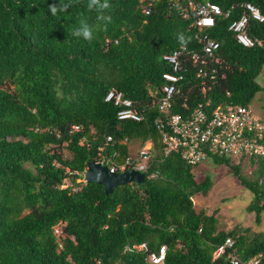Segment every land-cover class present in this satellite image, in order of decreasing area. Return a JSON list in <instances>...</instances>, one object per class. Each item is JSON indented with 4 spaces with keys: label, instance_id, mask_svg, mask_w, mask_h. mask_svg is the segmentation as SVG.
Here are the masks:
<instances>
[{
    "label": "trees",
    "instance_id": "1",
    "mask_svg": "<svg viewBox=\"0 0 264 264\" xmlns=\"http://www.w3.org/2000/svg\"><path fill=\"white\" fill-rule=\"evenodd\" d=\"M210 1L229 10L207 29L219 44L222 62L203 96L186 61L184 92L192 85L188 107L205 99L212 107L223 102L250 106L264 90L259 82L264 44L242 47L228 25L242 15L243 3L264 16V0ZM176 2L156 0L146 13L142 0H107L108 8L101 7L105 0H0V264H150L147 254L161 245L163 264H232L234 257L264 264V233L237 225L224 230L216 210L197 209L193 199L208 193L211 176L196 179L198 166L176 151L164 155L153 125L158 115L153 99L161 95L162 73L171 71L164 54L201 51L193 12L183 0L191 18L181 16L170 4ZM81 21L92 31L91 40L74 34ZM247 32L264 40V20L250 19ZM111 87L130 98L144 119H117L118 107L104 101ZM173 111L185 110L173 106ZM72 124L80 129L70 132ZM106 136L112 140L105 142ZM147 139L156 152L143 185H119L106 195L96 182H76L99 146L120 163L130 154L129 143ZM63 143L69 157L61 153ZM207 160L226 165L252 193L246 209L259 223L264 155L243 163L216 154ZM245 167H253L250 176ZM226 238L233 246L215 255ZM141 243L146 248L132 249Z\"/></svg>",
    "mask_w": 264,
    "mask_h": 264
},
{
    "label": "built area",
    "instance_id": "2",
    "mask_svg": "<svg viewBox=\"0 0 264 264\" xmlns=\"http://www.w3.org/2000/svg\"><path fill=\"white\" fill-rule=\"evenodd\" d=\"M153 1L155 0H146V7H144L146 13L149 12ZM170 1L179 2L170 4L185 18H191L188 9L193 12L191 25L195 28V37L201 44V51L186 53L184 49L180 48L165 54L164 59L170 62L176 71L182 67L180 56L185 54V59L188 58L195 65L197 76L206 77L209 74L206 83L209 82V79L214 83L217 77L216 65L221 64L222 60L216 52L219 44L208 35L207 29L214 26L218 16H228L229 10L224 12L218 4L209 0L203 2L186 0L188 9L182 6L181 1L183 2V0ZM241 6L243 7L242 15L230 23L228 30L231 31L236 42L243 47L262 46L263 43L259 38L248 34L247 26L250 19L261 22L264 20V16L251 3H243ZM223 77L224 74L221 75V78ZM162 78L164 84L161 87V95L154 99L158 115L154 118L153 125L159 133L165 155L170 151L179 152L181 158L190 165H198L214 154L228 156L242 162L255 156L264 155V123L249 107L227 102L212 107L210 100L205 99L189 113L174 112L171 107L174 104V97L182 93L179 83L182 75L165 72ZM210 84L201 87L203 96L211 88ZM105 100H112L115 105L121 107L116 115L119 120L139 121L144 118L143 113L133 107L132 101L125 98L121 91L111 88ZM110 139L111 137H107V140ZM150 149L151 143H144L138 151L137 160L133 162L128 157L120 167L112 166L111 171L126 167L146 171ZM232 246L233 240L226 238L224 244L219 246L215 253L216 255L220 254L225 247ZM144 248H146L145 243L132 246V249L137 250ZM165 253L166 248L161 245L157 251L148 253L146 260L150 264H163ZM231 263L257 264L258 261L253 258L247 262H241L234 257L231 259Z\"/></svg>",
    "mask_w": 264,
    "mask_h": 264
},
{
    "label": "rangeland",
    "instance_id": "3",
    "mask_svg": "<svg viewBox=\"0 0 264 264\" xmlns=\"http://www.w3.org/2000/svg\"><path fill=\"white\" fill-rule=\"evenodd\" d=\"M259 82L264 86V71ZM250 106L254 113L264 122V90L256 93L251 100ZM154 152L156 151L152 149L150 159L153 157ZM61 153L64 157L70 156L69 151L65 148V143H63ZM242 169L246 176H250L253 167ZM206 173L211 176L213 185L206 195H200L193 199L195 207L204 209L206 213L216 210L217 224L224 230H230L237 225L249 227L252 234L264 233V210L261 213L260 222L256 223L254 221V213L248 212L246 209L247 204L252 199V193L238 184L237 179L228 171L226 165H217L207 160L193 171L196 179L201 178ZM65 182L71 184V179L67 178ZM76 182H80V180L77 179ZM79 187L74 185V189Z\"/></svg>",
    "mask_w": 264,
    "mask_h": 264
},
{
    "label": "clouds",
    "instance_id": "4",
    "mask_svg": "<svg viewBox=\"0 0 264 264\" xmlns=\"http://www.w3.org/2000/svg\"><path fill=\"white\" fill-rule=\"evenodd\" d=\"M142 1H146V0H142ZM156 1V0H155ZM169 1V0H168ZM205 1V0H204ZM210 1V0H209ZM98 2V0H93V3H97ZM154 2V1H153ZM152 2V3H153ZM196 2H203V1H196ZM212 2V1H211ZM217 4V3H216ZM152 5V4H151ZM49 7H50V9H51V12H52V14L53 15H55L56 13H57V6L56 5H49ZM67 7H68V5H61V7H60V10L61 11H66L67 10ZM89 7V9H91V5H89L88 6ZM101 7L102 8H108L109 7V4L107 3V0H105V3L103 4V5H101ZM216 20H217V18H216ZM215 23H216V21H215ZM81 24H82V27L79 29V31H75L74 30V34L75 35H77V36H80V35H82L85 39H87V40H91L92 38H93V33H92V31L90 30V28H89V26L86 24V23H84L83 21H81ZM215 25V24H214ZM230 25V24H229ZM228 25V26H229ZM231 32V31H230ZM261 41H262V43L264 44V40L263 39H261V38H259ZM239 44V43H238ZM262 44V45H263ZM240 45V44H239ZM256 46V45H255ZM243 47V46H242ZM253 47V46H252ZM245 48H250V47H245ZM166 54H169V53H166ZM165 55V54H164ZM185 54H183V57H182V55L180 56L181 57V59H182V67L180 68V69H178V70H174L173 69V65L170 63V62H168L167 60V62L170 64V66H171V71H165V72H172V73H175L176 75H182V79H181V81L179 82L180 83V85H181V88H182V93L180 94V95H178V96H175L174 97V104H173V106H178L179 108H181V109H183V110H185L183 113L182 112H179V111H174V112H179V113H182V114H185L186 112L187 113H189L190 111H191V109H193L199 102H203L204 100H201V101H198L193 107H191V108H189L188 107V99H189V92H190V88H191V84L189 85V87L186 89V93L184 92V89H183V86L185 85L184 84V80H185V78H186V76H185V74H184V72L185 71H187V67H185V63H186V61L188 60V61H190V63L192 64V67H193V76L195 77V79H198L199 80V91H200V93L203 95V93H202V91H201V87H203V86H206V85H208V82L206 83V80L208 79V77H209V74H208V76H206V77H202V76H197V74H196V67H195V65L191 62V60H189L188 58H186L185 59V56H184ZM165 60V59H164ZM165 72H163V73H165ZM163 73H162V75H163ZM162 75H161V79H162V84H161V87H162V85L164 84V80H163V78H162ZM205 81V82H204ZM210 83H212L211 82V79H209V84ZM211 85V84H210ZM187 86V85H186ZM111 88H114V89H116L115 87H111ZM110 88V89H111ZM109 89V90H110ZM161 89V88H160ZM108 90V91H109ZM116 90H118V89H116ZM118 91H120V90H118ZM122 92V91H121ZM108 93V92H107ZM107 93H106V95H107ZM122 94H123V96H124V93L122 92ZM106 95H105V97H106ZM105 97H104V101H106V102H111V103H113V105H115L114 104V102L112 101V100H105ZM125 98H128V97H126V96H124ZM181 98V100L180 101H177L176 100V98ZM128 99H130V98H128ZM131 100V99H130ZM132 101V100H131ZM184 103H185V106H184ZM227 103H232V102H227ZM234 104H239V103H234ZM153 105L154 106H156L155 104H154V99H153ZM242 105V104H241ZM115 106H117V105H115ZM173 106L171 107V110L173 111ZM118 107V110L121 108V107H119V106H117ZM157 107V106H156ZM247 107H249L251 110H252V108H251V106H247ZM137 108V107H136ZM138 109V108H137ZM117 110V111H118ZM140 112H142L140 109H138ZM253 111V110H252ZM254 112V111H253ZM143 113V112H142ZM116 115H117V112H116ZM143 116L145 117V115H144V113H143ZM117 117V116H116ZM118 119V118H117ZM144 119V118H143ZM142 119V120H143ZM132 120V119H131ZM133 121H136V120H133ZM139 121H141V120H139ZM138 122V121H137ZM263 122V121H262ZM264 123V122H263ZM80 129V126L79 125H77V124H72L71 125V129H70V132H75V131H78ZM107 137H111V136H106V139H105V142H109V141H111L112 140V137H111V139L110 140H107ZM151 143V149H150V157H151V152H152V149H153V142H152V140H150V139H147V140H145L143 143H140L139 141H135V143L133 144H130L129 143V151H130V154H128L125 158H124V160L122 161V162H120V163H115L113 160H112V157H108V156H106L104 153H103V146H99L98 147V152H97V154H96V156L92 159L93 161H97V162H100L101 164H103V165H106V166H108V168L110 169V171H111V167L112 166H117V167H120L121 165H123L124 164V162H125V160L128 158V157H130L131 158V161H135V160H137L136 158H137V154H138V151L140 150V148L144 145V143ZM80 143L81 144H83V140H81L80 141ZM133 145H135L136 147H137V149H136V151H135V153L134 154H132L131 153V149H132V146ZM135 147V148H136ZM162 151H163V147H162ZM163 154H164V152H163ZM165 155V154H164ZM150 157H149V159H148V162H147V168H148V163H149V161H150ZM104 160L103 162H101L100 160ZM235 160V159H234ZM205 162V161H204ZM240 162H242V161H240ZM245 162V161H244ZM203 163V162H202ZM243 163V162H242ZM87 165V164H86ZM190 165V164H189ZM192 167H194V166H199V164L198 165H191ZM85 169H86V167L84 168V170L82 171V178H79V180H80V182L79 183H85L86 181H85V178H84V171H85ZM128 169H134V170H138V169H135V168H133V167H126V168H124V169H117V170H115V171H112V172H116V173H118V172H123V171H125V170H128ZM138 171H140V170H138ZM140 172H143L144 174H145V178H146V176H147V169H146V171H140ZM60 187H62V188H64V187H66V184H61L60 185ZM55 232H57L59 229H57L56 227H55ZM224 244V243H223ZM222 244V245H223ZM136 245H138V244H136ZM133 246V245H132ZM221 246V245H220ZM226 248V247H225ZM225 248H224V250H225ZM218 249V248H217ZM157 251V250H156ZM216 252V251H215ZM224 252V251H223ZM222 252V253H223ZM166 254V253H165ZM221 254V253H220ZM215 255H216V253H215ZM217 255H219V254H217ZM165 259V258H164ZM164 262V261H163Z\"/></svg>",
    "mask_w": 264,
    "mask_h": 264
},
{
    "label": "water",
    "instance_id": "5",
    "mask_svg": "<svg viewBox=\"0 0 264 264\" xmlns=\"http://www.w3.org/2000/svg\"><path fill=\"white\" fill-rule=\"evenodd\" d=\"M86 182H96L103 186L106 195L111 194L116 186L135 183L143 185L145 174L138 170L128 169L123 172H112L108 166L89 160L84 171Z\"/></svg>",
    "mask_w": 264,
    "mask_h": 264
},
{
    "label": "crops",
    "instance_id": "6",
    "mask_svg": "<svg viewBox=\"0 0 264 264\" xmlns=\"http://www.w3.org/2000/svg\"><path fill=\"white\" fill-rule=\"evenodd\" d=\"M135 147H136L135 145L132 146V149H131V153H132V154H134L135 151H136V149H137V147H136V148H135Z\"/></svg>",
    "mask_w": 264,
    "mask_h": 264
}]
</instances>
